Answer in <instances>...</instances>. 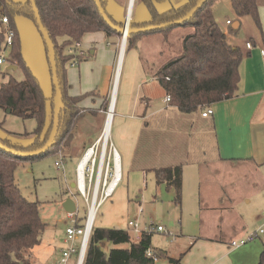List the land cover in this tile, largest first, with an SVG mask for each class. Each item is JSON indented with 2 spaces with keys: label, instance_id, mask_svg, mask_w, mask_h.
Masks as SVG:
<instances>
[{
  "label": "trees",
  "instance_id": "1",
  "mask_svg": "<svg viewBox=\"0 0 264 264\" xmlns=\"http://www.w3.org/2000/svg\"><path fill=\"white\" fill-rule=\"evenodd\" d=\"M41 22L49 34L57 66L61 89V107L56 137L47 150L34 156H19L0 147V264H31L28 256L32 248L41 241L46 223L39 214V201H29L22 196L15 181L14 169L19 161L34 160L48 153L70 154L74 141L80 135L79 102L86 96H71L66 82V64L88 57L80 53L76 43H80L86 33L102 31L106 36L121 34L106 24L93 0H34ZM110 20L123 26L125 8H115L113 0H100ZM198 0H134L130 27H142L173 22L182 17ZM215 0H206L187 20L160 29L140 33H129L126 47L149 33L167 34L183 27L178 54L163 62L158 71V80L169 103L184 113L202 112L212 103L236 95L239 83V64L243 57L240 48L228 42L227 34L235 35L240 27V17L249 15L257 26L260 25L259 0H231L238 26L228 32L220 27L213 14ZM166 6L160 9V6ZM145 10L146 17H138ZM0 15L8 19L7 26L13 31L12 45L7 60L11 65L23 67L24 78L10 77L0 84V109L21 118H34L36 127L33 138L27 143L12 141L9 135H0V142L15 150L36 149L48 138L53 122V92L45 93L38 78L29 70L22 54L24 44L17 28L19 17L28 20L39 33L29 0H0ZM235 22V21H234ZM5 26L0 24V41L4 38ZM40 34V33H39ZM41 36V34H40ZM44 52L47 50L42 39ZM48 62V59H47ZM157 183L173 188L175 201L180 203L182 193V164L158 166L152 169ZM77 225H81L76 223ZM152 232L141 231L138 240L133 239L126 229L115 227H95L93 225L84 254L85 264H154L155 259L165 257L166 252L151 246ZM113 246L106 252L102 241ZM152 251L151 255L147 250ZM181 257H168L169 264H179ZM258 264H264V248Z\"/></svg>",
  "mask_w": 264,
  "mask_h": 264
},
{
  "label": "rangeland",
  "instance_id": "2",
  "mask_svg": "<svg viewBox=\"0 0 264 264\" xmlns=\"http://www.w3.org/2000/svg\"><path fill=\"white\" fill-rule=\"evenodd\" d=\"M128 1L113 0L116 4L115 8L119 9L124 6L125 13ZM214 4L215 12L220 17L218 21L220 27L229 29L227 28L229 25L226 24V18L236 21L237 17L232 8L231 0H215ZM165 7L162 5L160 9ZM146 16L145 10L139 11L138 17ZM240 20L241 25L235 35L245 38L248 31L256 28V25L249 15L240 17ZM17 28L24 40L22 54L26 65L38 78L44 92L52 93L48 62L40 34L28 20L21 17L17 19ZM183 31V27H178L165 35L162 33L146 34L147 39L141 50V63H139L134 80L140 83L144 79L147 82L142 84L140 88H142V93L145 92L149 97L146 114L147 116L152 112L153 114L150 117L148 116L146 129L143 131L141 138L143 140L147 139L146 141L150 144L148 149L143 148L137 152L133 163L131 160L128 162L124 158L121 159V178L111 198L103 202L97 209L93 221L95 227L124 229L126 223L132 220L138 223L139 231H146L149 227L160 225L163 230L152 232L151 246L164 250L170 257H182V259L187 256L191 243L199 235L214 231V213L212 211L205 213L203 207L218 202L220 197H217L216 185L218 183L216 179L228 171V165L211 162L212 154L207 136L202 137L200 133L197 134L198 123L194 124L196 125L194 128L192 127L196 113H187L182 117L174 115L166 109V104L162 102L164 91L159 85L157 73L163 62L178 54L177 49H180V39ZM115 39L119 43L120 53L122 37L116 36ZM0 48L3 49L6 58L0 71V84L6 82L10 77L17 80L23 79L25 75L23 67L17 66L16 62H13L15 68H9L11 63L7 60V57L10 51L4 48V38L0 41ZM123 50L119 62L120 74L121 68L126 74L125 71L131 68L133 55L137 54L138 58L140 54L135 47H126V42ZM148 61H150V64L152 63L151 69H149V64L147 65ZM77 64L78 62L70 65L69 62L66 64V69L70 68L72 70L75 66L77 67ZM142 64H145V70L142 68ZM89 75H91V78L93 77L92 73ZM124 77L123 79H125ZM116 88L117 85L115 86V92ZM107 108L108 103L106 102L101 105V109H79V115H84V118L88 117V119L83 118L84 120L80 123V130L84 132L87 129L88 131L86 133L88 142L78 148L72 146L69 151L70 154L63 157L62 163H57L61 159L59 153H48L34 160L19 161L14 169V181L20 193L29 201L40 202L39 214L46 223L40 243L29 252L28 259L31 264H59L58 261L62 251L71 245V242L65 240L66 227L76 223L83 224L85 221L88 203L77 187L71 184L76 182V165L84 149L94 142L101 133V130L100 133L98 131L90 132V130L92 127L95 128V125L100 126L102 119L104 123ZM197 114L199 115V112ZM114 116L115 113L112 116L109 131V141L111 143L113 141L112 132L117 126ZM35 127L36 121L34 118H21L0 109V135L10 134L9 137L12 141L27 143L32 140ZM188 129L191 132L190 139L183 140L182 133ZM181 131L183 132L181 133ZM202 142L204 147L208 149L207 156L200 152ZM173 143H178L181 146L177 152L178 159L168 154V150H171ZM186 146H188L190 155L185 156L183 151ZM182 147L184 150H182ZM176 160L177 163L182 164L183 169L180 203L175 201L174 189L167 187L164 183H157L154 173L148 171L149 167L175 163ZM208 160L211 163H208ZM68 197H71L76 203V217L74 219L67 217V212L62 206L63 201ZM223 199L227 200V197ZM239 199L241 198L239 197ZM126 230L132 237L138 234L131 227ZM79 242L80 239L75 241L73 245L78 247ZM112 246L108 241L101 242V247L106 252ZM182 253L183 255H181ZM71 260L73 262L70 264L77 262L76 254L72 256ZM81 264L85 263L82 262ZM154 264H168V260L166 257H160L155 260Z\"/></svg>",
  "mask_w": 264,
  "mask_h": 264
},
{
  "label": "crops",
  "instance_id": "3",
  "mask_svg": "<svg viewBox=\"0 0 264 264\" xmlns=\"http://www.w3.org/2000/svg\"><path fill=\"white\" fill-rule=\"evenodd\" d=\"M213 14L219 21L220 17L215 12L214 3ZM258 15L260 25L255 24L256 28L248 31L245 38L227 34L228 42L240 48L243 53L239 64V83L236 95L212 103L208 106L212 109V113L208 116L202 115L205 109L199 115L198 112L192 113L196 115V118H193L192 127L194 128L196 126L194 124L198 123L197 134L200 133L202 137L207 136L212 154L211 162L228 165V171L221 176H216L217 197H220L218 202L203 207L205 213H209L208 211L214 213V231L199 235L191 243L187 256L183 259L181 257L179 264H258L264 248V1L259 0ZM226 20L230 19L226 18ZM224 28V32L227 33L228 29ZM146 36H139L134 41L133 47L140 53L139 60L137 54H134L131 68L125 71L126 74L122 68L120 74L119 43L115 37H108L102 31L89 32L83 36L78 49L88 57L79 61L77 67L75 66L72 70L66 69L68 93L71 96L87 94L80 100V108L101 109V105L106 102L109 107L113 99L114 121L117 122V126L112 132V144L120 156V166L122 158L128 162L131 160L133 163L137 152L143 148L148 149L150 144L146 141L147 139L141 138L146 129L147 118L153 114L152 112L147 116L146 108L149 106V97L145 92L142 93V88H140L147 82L144 79L140 83L134 80L139 63H141V50L147 39ZM246 43L250 44V48ZM148 64L151 69L152 63L148 61ZM142 68L146 69L145 64H142ZM90 73L93 75L92 78ZM161 88L164 91L162 86ZM166 96L164 91L162 102L166 104V109L170 113L181 117L187 115L165 101ZM83 118L84 115H80V128L82 120L88 119L87 116ZM102 123L103 119L101 125H95L90 132L100 133ZM87 132V129L84 132L80 130L79 137L73 143L74 148L86 145ZM183 133L184 138L182 139L189 140L190 129ZM172 145L168 154L178 159L177 152L181 146L178 143ZM200 152L205 156L208 154V149L204 147L203 142ZM187 154L190 155L188 146L183 151V155ZM209 160L207 162L211 163ZM176 164L181 163H177L176 160L175 163L158 166ZM158 166L149 167L148 171ZM74 184L71 185L74 186ZM224 197H227V200H224ZM125 226L124 229H127V223ZM259 228H262L263 232L258 233L254 240L239 246L231 245L232 241L242 239ZM165 257L168 260L170 256L166 254ZM71 258L68 264L73 262Z\"/></svg>",
  "mask_w": 264,
  "mask_h": 264
},
{
  "label": "built area",
  "instance_id": "4",
  "mask_svg": "<svg viewBox=\"0 0 264 264\" xmlns=\"http://www.w3.org/2000/svg\"><path fill=\"white\" fill-rule=\"evenodd\" d=\"M230 20H226V24H230ZM0 24L5 26L4 34V48L9 49L12 45L13 31L7 26L8 19L4 15H0ZM122 44V42H121ZM247 47L250 48V44L246 43ZM79 46V43H76ZM125 46V45H124ZM124 51V50H123ZM82 53L81 51H79ZM3 49L0 48V71L5 61ZM77 60L73 59L70 61V65L76 64ZM170 96L167 95L165 101L169 102ZM111 112V116H110ZM212 113L210 107L205 108L202 112L203 116H208ZM110 116V124L113 116V109L109 106L105 112V120L101 133L98 138L92 142L89 146L84 149L77 165H76V182L75 185L83 196L85 201L88 203V210L86 213L85 221L81 225H70L65 229L66 241L71 242L66 249L62 251L59 258V264H68L69 259L76 254L77 264H81L84 259L87 241L93 227V221L97 209L103 202L110 199L116 185L121 178L120 168V156L115 146L109 141V128L106 132V125ZM60 154V158L57 163H62L63 156ZM76 205V203H75ZM67 217L74 219L76 217V209L73 212H67ZM264 217V212H263ZM127 226L131 227L136 233L135 240L140 238L141 231L138 230V223L132 220L127 222ZM163 228L160 225L155 227H149L146 232L162 231ZM263 229L259 228L257 231L250 232L246 237L234 240L231 242L232 246H239L248 241L254 240L258 233H262ZM79 238V246L76 247V239ZM147 254L151 255L152 251L147 250ZM156 260V259H155Z\"/></svg>",
  "mask_w": 264,
  "mask_h": 264
},
{
  "label": "water",
  "instance_id": "5",
  "mask_svg": "<svg viewBox=\"0 0 264 264\" xmlns=\"http://www.w3.org/2000/svg\"><path fill=\"white\" fill-rule=\"evenodd\" d=\"M31 9L39 30V33L42 36V39L46 45V50H47V59L51 71V80L52 84L54 86V96H53V122H52V129L51 132L44 142V144L36 149L33 150H27V151H21V150H15L13 148L7 147L4 145L2 142H0V147L6 151H9L11 153H15L19 156H34L39 153H42L43 151L47 150L50 148L52 145L57 131H58V125H59V112H60V107H61V89L58 81V75H57V66H56V61H55V56H54V46L53 42L47 33L46 29L44 28L41 19L39 17V13L35 4L34 0H29ZM98 12L100 13L101 17L103 20L106 22L108 26H110L112 29L118 31L121 34L122 37V44L125 45L127 35L129 33H140V32H146L149 30H154V29H160L163 27H166L171 24H179L184 22L185 20L189 19L202 5L206 0H198L193 7H191L182 17L174 20L173 22H166V23H161V24H154V25H149V26H142V27H130L129 23L131 20V9H132V4L133 0L128 1V6L126 10V15L124 18V24L123 26H118L115 25L110 18L107 16L106 12L104 11V8L101 4L100 0H93ZM238 26V21H235L232 24L233 28H236ZM9 68H15V65H10ZM10 111L7 110V113ZM75 185V184H74ZM64 210L66 212H73L76 209L75 201L71 198L68 197L63 201L62 204Z\"/></svg>",
  "mask_w": 264,
  "mask_h": 264
},
{
  "label": "bare ground",
  "instance_id": "6",
  "mask_svg": "<svg viewBox=\"0 0 264 264\" xmlns=\"http://www.w3.org/2000/svg\"><path fill=\"white\" fill-rule=\"evenodd\" d=\"M133 2H134V0H133ZM132 7H133V4H132ZM131 10H132V9H131ZM123 47H124V44H121V48H120V51H121L120 58H121L122 53H123ZM119 62H120V61H119ZM110 107H111V111H112V109H113V99H112V101H111ZM110 116H111V112H110ZM110 116H109L108 121H107L106 132H107V130H108V128H109V124H110Z\"/></svg>",
  "mask_w": 264,
  "mask_h": 264
}]
</instances>
